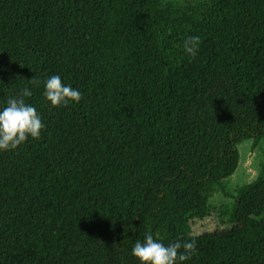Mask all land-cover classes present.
<instances>
[{
    "label": "trees",
    "instance_id": "1",
    "mask_svg": "<svg viewBox=\"0 0 264 264\" xmlns=\"http://www.w3.org/2000/svg\"><path fill=\"white\" fill-rule=\"evenodd\" d=\"M50 75L80 102L50 106ZM25 87L45 128L0 152V264H139L145 234L264 264V163L229 229L189 234L264 142V0H0V107Z\"/></svg>",
    "mask_w": 264,
    "mask_h": 264
},
{
    "label": "clouds",
    "instance_id": "2",
    "mask_svg": "<svg viewBox=\"0 0 264 264\" xmlns=\"http://www.w3.org/2000/svg\"><path fill=\"white\" fill-rule=\"evenodd\" d=\"M199 36H189L183 41V51L194 57L200 46ZM43 95L50 106L60 107L79 103L82 92L63 83L60 75H50L43 82ZM31 96V90L25 87L20 98L9 97L6 105L0 107V152L16 149L30 138L39 139L45 128L37 109L25 102L24 97ZM196 241H175L165 245L151 234H145L143 241L137 240L131 255L139 264H184L196 254Z\"/></svg>",
    "mask_w": 264,
    "mask_h": 264
},
{
    "label": "rangeland",
    "instance_id": "3",
    "mask_svg": "<svg viewBox=\"0 0 264 264\" xmlns=\"http://www.w3.org/2000/svg\"><path fill=\"white\" fill-rule=\"evenodd\" d=\"M185 5L193 0H176ZM239 154L238 167L235 173L228 178L225 184L226 195L215 194L209 201L211 207L210 216L199 221L193 220L189 224V234L193 237L226 230L231 227L229 221L230 209L234 202L237 190L258 178L261 164L264 163V142L256 149H252L250 140L242 141L237 145Z\"/></svg>",
    "mask_w": 264,
    "mask_h": 264
}]
</instances>
